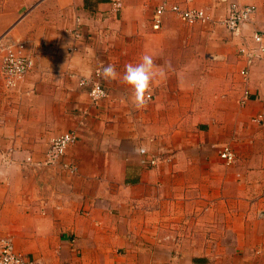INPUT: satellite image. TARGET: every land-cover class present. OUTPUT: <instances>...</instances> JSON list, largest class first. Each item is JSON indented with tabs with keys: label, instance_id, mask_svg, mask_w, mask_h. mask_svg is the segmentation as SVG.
<instances>
[{
	"label": "crops",
	"instance_id": "0c3cea01",
	"mask_svg": "<svg viewBox=\"0 0 264 264\" xmlns=\"http://www.w3.org/2000/svg\"><path fill=\"white\" fill-rule=\"evenodd\" d=\"M162 1L123 0L113 13L110 0H0V238L26 258L264 264V54L250 67L240 55L264 31V0H165L213 20L166 13L154 30ZM231 3L257 8L238 34L221 23ZM9 43L34 61L14 88L1 76ZM145 54L164 76L138 108L122 77ZM107 65L119 78L103 76L108 96L94 101L80 81ZM66 132L78 136L63 158L74 173L23 166Z\"/></svg>",
	"mask_w": 264,
	"mask_h": 264
},
{
	"label": "built area",
	"instance_id": "2783aa9c",
	"mask_svg": "<svg viewBox=\"0 0 264 264\" xmlns=\"http://www.w3.org/2000/svg\"><path fill=\"white\" fill-rule=\"evenodd\" d=\"M113 13H119L123 8V0H110ZM255 5H242L238 3H231L227 12V15L222 19L221 23L232 34H238L241 28L249 22L253 15L256 13ZM166 13H172L181 21L187 24L194 23H209L212 22L210 12L205 8H183L179 4L169 5L168 1H163L156 10L152 19V27L154 30H160L163 24V18ZM254 46L244 47L240 50V55L244 58L247 67L252 66L261 55L264 54V31L255 32L252 36ZM21 44L9 43L5 46V55L3 58V64L1 66V76L4 80V85L7 88L16 87L26 75L33 69L34 61L32 58L27 57L22 50ZM243 70V75L247 76L248 68ZM102 70L97 69L91 80L82 79L80 81L81 86L91 84L90 96L92 100L98 101V99L108 96V92L104 88L102 83ZM151 94L147 93L145 99H150ZM249 97V92L244 93V100ZM263 120L262 115L254 119L255 122L261 123ZM78 140V136L74 132H66L50 143L48 150H46L44 160L40 162H34L32 157H28L23 166L34 164L38 167H52L61 165L64 169H67L74 173L76 166L74 164L64 162L63 158L66 154L68 147ZM220 157L228 164H233L236 160V154L230 146L223 147ZM6 164H10L11 160L6 159ZM160 162V158L153 157L149 161L150 166H156ZM0 264H40L37 261L30 260L20 253H17L11 238H0Z\"/></svg>",
	"mask_w": 264,
	"mask_h": 264
},
{
	"label": "clouds",
	"instance_id": "9594fccd",
	"mask_svg": "<svg viewBox=\"0 0 264 264\" xmlns=\"http://www.w3.org/2000/svg\"><path fill=\"white\" fill-rule=\"evenodd\" d=\"M102 74L107 80L119 78L113 65L105 66ZM158 76H164V71L154 64L153 57L148 54L143 55L139 63H130L125 66L122 81L133 90L134 103L138 108L144 106L145 94L150 90L152 82Z\"/></svg>",
	"mask_w": 264,
	"mask_h": 264
},
{
	"label": "rangeland",
	"instance_id": "374dc122",
	"mask_svg": "<svg viewBox=\"0 0 264 264\" xmlns=\"http://www.w3.org/2000/svg\"><path fill=\"white\" fill-rule=\"evenodd\" d=\"M162 2H163V1H162ZM162 2H161V3H162ZM161 3H160V4H161ZM171 4H173V3H169V5H171ZM175 4H178V3H175ZM179 5H181V4H179ZM159 6H160V5H159ZM159 6H158V7H159ZM158 7H157V9H158ZM181 7H183V6L181 5ZM183 8H184V7H183ZM186 8H194V7H186ZM198 8H203V7H198ZM157 9H156V10H157ZM205 9H206V8H205ZM210 15H211V14H210ZM153 17H154V16H153ZM153 17H152V19H153ZM211 17H212V15H211ZM152 19H151V24H152ZM178 19H179V18H178ZM221 21H222V20H221ZM209 23H211V22H209ZM194 24H195V23H194ZM206 24H207V23H206ZM225 28H226V27H225Z\"/></svg>",
	"mask_w": 264,
	"mask_h": 264
}]
</instances>
